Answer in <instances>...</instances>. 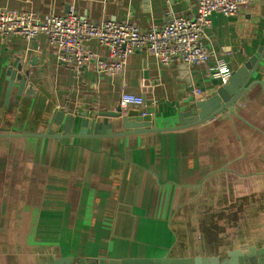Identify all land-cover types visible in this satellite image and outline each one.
<instances>
[{
    "label": "crops",
    "instance_id": "obj_1",
    "mask_svg": "<svg viewBox=\"0 0 264 264\" xmlns=\"http://www.w3.org/2000/svg\"><path fill=\"white\" fill-rule=\"evenodd\" d=\"M30 9L40 18L73 9L89 22L129 21L144 30L173 16L194 18L196 0H0V9ZM202 37L207 62L161 64L131 53L117 77L94 62L61 64L40 34L0 37V133H42L55 109L80 115L112 110L123 92L143 98L156 127L193 109V89L213 95L218 61L231 72L264 45V0L233 16L210 15ZM86 46L99 57L107 50ZM27 71L34 97L6 99L8 68ZM234 113L224 111L182 130L119 137H0V264L224 256L264 237V53ZM116 121V120H112ZM58 129L57 126H52ZM117 127L114 131H121ZM64 264V263H63Z\"/></svg>",
    "mask_w": 264,
    "mask_h": 264
},
{
    "label": "built area",
    "instance_id": "obj_2",
    "mask_svg": "<svg viewBox=\"0 0 264 264\" xmlns=\"http://www.w3.org/2000/svg\"><path fill=\"white\" fill-rule=\"evenodd\" d=\"M255 0H196L198 13L194 18L173 16L163 26L150 24L140 30L129 21L102 20L89 22L73 9L61 15L40 18L30 9H0V37L12 35L31 40L43 34L47 43L57 52L61 64L74 68L89 66L92 62L99 73L109 77L119 76L124 69L126 58L137 50H145L161 64L166 65L173 57L185 64H200L208 60L207 49L201 39L211 26L210 15L217 11L226 16L235 15L240 7ZM96 41L107 50L105 58L99 57L86 46ZM212 76L224 84L230 74L229 68L221 61L212 68ZM194 101L207 98V93L193 89ZM139 95L123 92L119 106L143 107Z\"/></svg>",
    "mask_w": 264,
    "mask_h": 264
},
{
    "label": "water",
    "instance_id": "obj_3",
    "mask_svg": "<svg viewBox=\"0 0 264 264\" xmlns=\"http://www.w3.org/2000/svg\"><path fill=\"white\" fill-rule=\"evenodd\" d=\"M264 53V45L257 48L256 52L243 63L241 67L232 72L228 80L218 87L216 92L205 99L194 102L193 109L177 113V124L165 127L154 126L151 115L143 113L142 109L122 110L116 106L112 110H97L88 113L84 111L80 115L65 113L55 109L47 121V127L42 133L20 132L0 133V137H24V138H55V139H82V138H107L119 137L137 133H154L162 131H175L193 127L204 123L216 115L228 111L234 113V105L238 98L248 91L254 84H262L255 79L250 81L254 71ZM27 71L8 68L5 78L7 80L6 99L10 96L13 85L17 86V93H24L34 97L36 89L32 83H28ZM116 121H112V120ZM58 129H53L52 126ZM121 131H114L116 128ZM70 264L67 259H55L50 264ZM48 264V263H37ZM73 264V263H72ZM74 264H264V237L260 245L240 246L231 249L224 256L194 257H162L157 259L134 258L122 260H84L79 259Z\"/></svg>",
    "mask_w": 264,
    "mask_h": 264
}]
</instances>
